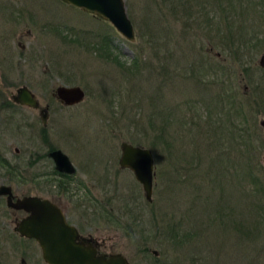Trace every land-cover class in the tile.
<instances>
[{
    "label": "rangeland",
    "instance_id": "obj_1",
    "mask_svg": "<svg viewBox=\"0 0 264 264\" xmlns=\"http://www.w3.org/2000/svg\"><path fill=\"white\" fill-rule=\"evenodd\" d=\"M146 2L124 0L135 34L129 42L108 22L60 0H0V101L9 100L17 87L25 85L40 105L49 106L43 144L35 111L19 108L10 122L0 111V148L12 159L17 156L12 149H19L21 169L13 178L17 192L55 200L62 193L76 216L79 212L72 209L74 204H83L80 209L89 214L92 208L84 206L92 205L97 209L92 236L107 238L112 253L125 256L128 264H264V193L247 198L234 185H239L237 174L243 164L239 157L244 153L264 188V144L258 123L264 119V66L258 64L264 56V0H221L211 9L212 17L193 9L194 16L183 28L178 22L155 16L159 18L156 29L160 28V37L153 39L145 28V22L150 21L145 20ZM205 18L213 20L205 23ZM107 41L119 62L129 66L136 58L139 69L122 73L117 64L96 56L91 47ZM18 42L26 46L24 51ZM157 54L166 64L165 78L164 71L157 68ZM211 57L218 65V76L202 77L198 85L205 90L196 89L187 81L188 67ZM58 85L79 86L83 99L62 105L53 95ZM219 90L227 97L213 107L209 100ZM228 101L243 111L234 110ZM178 104L182 114L186 110L188 123L178 125L177 115L171 133L182 135L179 152L188 160L194 157L197 167L185 168L192 182L167 187L166 174L160 178L155 173L167 168L165 153L159 146L150 148L146 137L133 144L152 153V192L147 201L131 171L118 166L119 145L131 143V135L142 138L132 119L139 122L140 118L146 125V116L154 109H171ZM22 117L33 124V136ZM185 138L188 141L184 143ZM191 146H197L199 158L187 152ZM48 147L68 157L73 175L64 178L57 174L51 157H42ZM31 149L32 163L28 156ZM212 156L223 160L216 169L224 170L233 181L221 185L220 203L230 205L237 218L246 215L243 221L250 223L251 233L244 228L231 232L241 241H234L231 234L220 233L216 227L206 232L202 226L206 223L202 221V203L219 197L207 188L211 186L206 171ZM197 172L203 175L197 176ZM253 184L244 180L240 187L253 193L257 183ZM195 200L199 203L193 204ZM2 212L0 220L8 222L7 210ZM172 220L184 222L181 233L192 234L179 247L162 234L163 226ZM0 234V264H20L21 259L24 264H45L34 240Z\"/></svg>",
    "mask_w": 264,
    "mask_h": 264
},
{
    "label": "trees",
    "instance_id": "obj_2",
    "mask_svg": "<svg viewBox=\"0 0 264 264\" xmlns=\"http://www.w3.org/2000/svg\"><path fill=\"white\" fill-rule=\"evenodd\" d=\"M220 2L221 0H147L146 2L147 17L145 20L149 19L150 21L145 22L144 20V22H145V28L147 29L148 34H149L148 36L150 39H153L152 36H156V38L160 37V28L156 29L157 28L156 24L159 25L158 23L159 18L156 19L155 16H159L161 19L165 21L171 20L173 23L178 22L181 28H183V26L189 24V19L191 18V16H194L193 9H195L196 13H199L198 9H200L201 12L203 11L204 14H207V16L212 17V13L214 12L211 9L214 7H217ZM248 3L250 4V1H248ZM209 19L210 20L207 21L205 18V23L213 20L211 18ZM221 37L223 38L222 35ZM97 44L98 45H94L93 47H91V50H93L96 56H98L99 58L107 59L106 61H110L111 63L117 64L119 66L118 68H120L123 71L122 73L128 72V70H130L131 68H133L132 70L139 69L138 65H136L137 64L136 58L132 60L131 65L129 66L123 65L121 62H119L117 56H115V54L112 53V47L110 46V44H108V41L105 42L103 46L100 45L99 43ZM154 56L157 61V68L160 69L161 71H164L163 72L164 78L167 77L168 73L165 72L166 64H164L163 56L159 57L158 54ZM214 68L215 69L218 68V65L217 63H213L212 57L211 59L207 58V61H204V62L197 61V63L188 67L189 79L187 81L190 82L192 86H194L196 89H198L199 87L203 88L204 86L202 87V85L201 86L198 85V84H201L200 82L202 81L200 79H202V77H206L207 75L209 77L218 76L216 74L217 69L214 70ZM185 81L186 80H183L182 82H185ZM226 97H227L226 94H224L223 92L219 90V92H217L215 96H213V98L211 97L212 99L210 98L209 103L213 104L212 105L213 107L220 106V104L222 103V100ZM229 103L230 104L228 105H231L234 110L236 109V111L237 110L243 111L241 107H237L233 105L231 101ZM181 107H182L181 104H178L171 109L164 110L161 108V110H157V111H155L154 109L150 114H147L146 120H145L146 125H144L143 124L144 122L142 121V124L144 126H142L140 122V118H139V122L133 121V119L131 120V123L134 125V130L135 129L138 130L135 132H137L142 137L139 139V137L137 136L133 137V135H131L129 138V141L132 144H137V143L140 144L142 140L145 139L146 137V139H149L147 144L148 146H150V148L154 149L156 146H159L160 147L159 149H161V151L165 153L166 158L168 159V162L166 163L167 168L165 169L163 167L164 170L162 172L155 171V173H156V176H159L160 178H162L163 174L164 175L166 174L167 176L166 181L168 184L167 187H170V188H173V186H175V184L177 183H181L182 186H185L183 184L190 183L188 181H191V179L189 177V174L185 170V168L189 167L188 169L192 170L193 168L197 167L196 165L197 161L192 159L194 157L188 160L183 155L184 153L179 152V148L181 147L180 145L183 144L182 135H179L178 137H176L175 135L171 133V126L172 128H174V124L177 123L175 122V118L177 115H178V118H177L178 125H180L181 127H185V123L186 124L188 123V121L184 117L186 110H183L184 114H182ZM199 117L197 116L196 118L199 119ZM197 119L195 120V123H192V124H195V126L197 125ZM244 121L246 120L244 119ZM218 124H219V121H218ZM187 131H189V129H187ZM223 132L224 130L222 131V133ZM187 141L188 140L185 138L184 143ZM188 146L189 145H186V147ZM189 149L190 150L187 152L190 155L191 154L196 155L195 158H199L200 155H199V151L197 150V146L196 147L191 146V148ZM239 158L240 160L243 159V164L242 163L240 164L239 166L240 173L237 174V177H238L237 180L239 182V185L236 183H234V185L238 189H240L243 196L247 198L259 197L260 196L259 192L264 193L263 192L264 188L262 187L261 178L258 177L254 173L253 166H251L250 162L248 160H245L244 153H242ZM210 161L211 162L207 167L208 170L206 171V173H208L211 176L207 182L212 187L208 186L207 188L209 190H215L217 192V196L219 197H217L212 202L210 201V199H207V200L205 199L204 202L202 203L204 205L207 204V207H204V205L201 207L202 208L201 211L204 216L202 221H206V223L204 224L202 223V226H204V230L206 232L208 231L209 228L216 227L220 230L219 231L220 233L225 232V234H231L234 241H237V240L241 241L240 236L236 237L231 232H234V230L239 232L240 229L242 230L244 228V231H246L247 233L249 232L251 233V229H249V226H248V224L250 225V223L249 222L246 223V221H243V220H247L246 215L242 218H237L233 215V210L230 205L220 203L221 185L223 183L224 184L233 183V181L227 178V175L224 170L216 169L217 166L218 167L222 166L223 164L222 159L217 160V158H214V156H212L210 158ZM209 167L211 168L209 169ZM201 174L202 172L196 173L197 176H200ZM244 180L250 183H254V184L257 183V186L253 189V193H250L247 190H245L242 187V185L240 187V184H243ZM175 187H179V186H175ZM192 203L197 204L199 202L195 200V202H192ZM252 203L253 202L250 203V207H253ZM170 207H173V205H170ZM173 208L177 209L176 206ZM194 209H196L195 205H194ZM168 222L169 223H166L163 226L162 234L165 239H167L173 244V246L179 247L182 245V243L191 239L192 237L191 233H181L182 229L180 227L182 226V224H184V222L181 223L179 220H176V221L172 220ZM154 227H155V230H157V223L154 225ZM230 228H233L232 231H230Z\"/></svg>",
    "mask_w": 264,
    "mask_h": 264
},
{
    "label": "water",
    "instance_id": "obj_3",
    "mask_svg": "<svg viewBox=\"0 0 264 264\" xmlns=\"http://www.w3.org/2000/svg\"><path fill=\"white\" fill-rule=\"evenodd\" d=\"M60 1L108 22L127 41H134V29L127 16L124 0ZM258 64L260 67L264 66L263 55L259 57ZM53 95L62 105L70 106L80 102L84 92L77 85H58L54 88ZM12 99L19 104L37 107L35 96L25 86L18 87ZM258 123L264 144V119H260ZM119 149L118 166L131 171L141 186L145 200L150 201L153 176L151 151L129 142H121ZM49 156L56 170L65 173L74 171L68 157L61 150H52ZM10 206L25 212L15 229L20 237L35 241L45 264H128L126 257L120 253H99L93 243L79 235L65 221L61 210L48 198L24 196L10 203ZM153 253L156 254V251ZM20 264H24L23 259Z\"/></svg>",
    "mask_w": 264,
    "mask_h": 264
},
{
    "label": "flooded vegetation",
    "instance_id": "obj_4",
    "mask_svg": "<svg viewBox=\"0 0 264 264\" xmlns=\"http://www.w3.org/2000/svg\"><path fill=\"white\" fill-rule=\"evenodd\" d=\"M92 16H94V15H92ZM28 19H29V21L32 20V22H33L35 18L29 17ZM45 26H48V24H46ZM0 40H2L1 36H0ZM11 41L13 42L12 38H11ZM18 46H19L20 50H23V51L25 50L26 46L23 45L22 43L18 42ZM22 86H25V85H22ZM25 87H27V86H25ZM16 89L14 90V93L10 94L9 100L0 101V111L4 112V113H1V112L0 113L2 115H4V114L8 115L7 118L5 119V121L10 122L11 120L14 119V117L17 113V109H19V108L26 107L32 111H35L37 114V117L39 119L40 125H41V127L38 129L39 130L38 135L41 139L40 141H42V144H43V141L45 142V140H44L45 134H46L45 128H46V124H47V120H48V107L49 106L46 104L40 105L38 99L36 98V96L34 94V92L32 90H30L29 88L28 89L33 93V95L35 96V98L37 100V107H31V106H27L25 104H19V103L15 102L12 99V96L15 95ZM21 120L26 121L24 125H26L27 123H31V121H29V119L25 120L24 117H22ZM0 124H1V117H0ZM27 127H28V134L33 136V131H34L33 130V124H27ZM0 128H1V125H0ZM32 136H31V138H32ZM52 150H55V149L48 147L46 149V151L44 152L45 154L42 155V157L46 156V157L50 158L49 154ZM12 151H13V154L17 155L16 157H14V158H16L15 160H14V158L13 159L8 158L6 156L7 151L5 149L0 148V211H3L2 213L5 214V210H7L8 214L10 216L7 219L8 222L4 221L3 219L0 220V233L3 232V234L7 233V236L15 235L16 237H20L15 228H16V224L18 223L20 218L25 215V212L22 210H17V209L12 208L10 206V203H13V202H15V200L20 199L24 196H39V195H35V194H33V195L32 194H21V195H19L18 194L16 185L13 181V178L17 177V173L21 169V166L18 165V162H17V161H19L17 159L19 149L17 147H14L12 149ZM37 155H39V154H37ZM28 156H29V161L31 160L30 163H32L33 162L32 161V158H33L32 149L30 150ZM33 164H31V165H33ZM56 172L59 176L64 177V178H67V177L74 174V171L72 173H65V172H61V171L56 170ZM1 187H3V188H1ZM63 193H65V192H63ZM61 194L62 193H58V196H59L58 200H55L54 198H48V199L50 201H52L53 203H55L57 205V207L61 210V212L65 218V221L69 225H72L76 229V231L79 235H81L82 237L89 240L90 243H93L99 253H105V254L112 253V251L109 248V245L106 244L107 238H100L98 236H92V233H91V231L93 230L92 223H93V220L95 218H97L96 217L97 216L96 215L97 209H95L92 205H88L89 208L87 207V205H85L84 207H86L87 209L91 210V208H92L91 213L89 214L86 212V209L85 210L80 209V205H83V204H78V205L74 204V207L72 209L76 208V211L79 212L78 216H76V214L71 210L69 202H66L64 200L65 197H63ZM39 197H41V196H39ZM42 198H45V197H42ZM2 204H4V209L1 208ZM95 204H97V202ZM73 213L75 214V217L71 216V214H73ZM77 218H78V220H77ZM107 218H106V221L108 222ZM71 219L72 220L74 219L73 220L74 222H72ZM75 220H77V221H75ZM6 225H8L10 227L8 230L6 228L7 227ZM83 230H87L90 232L82 233ZM20 238H23V237H20ZM141 249L143 250V248H141ZM146 251H149V249H146ZM150 252L153 253V250H150Z\"/></svg>",
    "mask_w": 264,
    "mask_h": 264
}]
</instances>
